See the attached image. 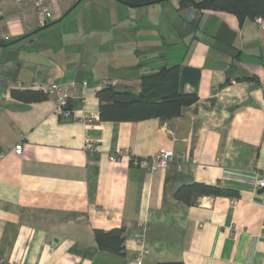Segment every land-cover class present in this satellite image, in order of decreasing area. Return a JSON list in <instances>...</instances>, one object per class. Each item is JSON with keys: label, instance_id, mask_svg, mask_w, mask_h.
<instances>
[{"label": "crops", "instance_id": "crops-1", "mask_svg": "<svg viewBox=\"0 0 264 264\" xmlns=\"http://www.w3.org/2000/svg\"><path fill=\"white\" fill-rule=\"evenodd\" d=\"M49 1L48 26L31 3L23 12L15 0L0 3V264H137L139 253L141 264H264L255 187L264 173V27L178 0ZM172 65L200 70L197 99L178 116L99 118L102 81L138 93L142 75ZM47 82L70 90V116L55 111L53 96H11ZM162 149L174 157L155 173L109 159ZM193 183L236 196L191 205L174 197ZM118 228L124 254L99 249L94 230Z\"/></svg>", "mask_w": 264, "mask_h": 264}, {"label": "trees", "instance_id": "trees-1", "mask_svg": "<svg viewBox=\"0 0 264 264\" xmlns=\"http://www.w3.org/2000/svg\"><path fill=\"white\" fill-rule=\"evenodd\" d=\"M119 1L131 6H144L158 2V0ZM178 6L228 12L240 19L246 17L264 19V0H178ZM180 70L179 65L163 66L155 72L142 75L138 93L116 90L111 85L99 89L96 93L99 100V118L105 122H123L149 118L168 120L178 116L182 107L189 106L197 99L195 92L180 91ZM11 96L23 102H37L48 97L41 91L18 89H12ZM202 196H236V193L217 185L193 183L180 187L174 194L177 200L190 205ZM94 238L99 249L118 255L124 254L121 228L108 232L95 229ZM157 264L184 263L162 262Z\"/></svg>", "mask_w": 264, "mask_h": 264}, {"label": "built area", "instance_id": "built-area-1", "mask_svg": "<svg viewBox=\"0 0 264 264\" xmlns=\"http://www.w3.org/2000/svg\"><path fill=\"white\" fill-rule=\"evenodd\" d=\"M2 0H0L1 3ZM31 3L35 9L39 24L43 26L47 21L52 20L53 14L51 12L52 4L49 0H15V4L17 8L23 12L25 6ZM1 15V10H0ZM253 21L264 27V19L262 17H256ZM106 85H113L114 81H102ZM39 90L47 95L53 96L56 101L55 111L60 113L61 115L68 117L70 116V107H69V99L71 96V92L68 88H65L60 85L52 84L47 82L44 85H39ZM87 152L92 153L95 152V147L91 143H87L86 145ZM14 152L20 154L22 151L21 144H16L13 148ZM117 156H126L128 157L129 164L132 167L138 168H148L151 173H155L159 166L165 165L167 161L171 160L174 157V152L168 149H162L157 151L151 156L148 157H136L132 156L125 150H119L118 152H114L109 155L110 160H114ZM255 187L258 190L263 191L264 194V173L257 179ZM141 256L142 253H139L136 257V263L141 264Z\"/></svg>", "mask_w": 264, "mask_h": 264}, {"label": "water", "instance_id": "water-1", "mask_svg": "<svg viewBox=\"0 0 264 264\" xmlns=\"http://www.w3.org/2000/svg\"><path fill=\"white\" fill-rule=\"evenodd\" d=\"M80 1L81 0H77L74 3V5H76ZM163 1L165 0H158V2H163ZM62 17H60L57 21H59ZM50 24L52 23H47V24L45 23L43 26H48ZM199 77H200V70L198 68L191 66L181 67L180 76H179L180 91H184L185 87H188L192 92L196 91Z\"/></svg>", "mask_w": 264, "mask_h": 264}]
</instances>
